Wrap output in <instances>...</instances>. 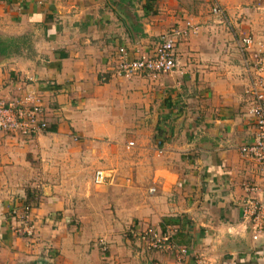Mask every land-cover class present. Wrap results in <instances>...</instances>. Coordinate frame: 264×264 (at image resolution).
Returning <instances> with one entry per match:
<instances>
[{"label": "crops", "instance_id": "0c3cea01", "mask_svg": "<svg viewBox=\"0 0 264 264\" xmlns=\"http://www.w3.org/2000/svg\"><path fill=\"white\" fill-rule=\"evenodd\" d=\"M145 2L0 0V97L33 93L46 123L30 138L0 132V264H264V209L242 216L264 183L237 151L253 134L237 42L249 35L264 52V0H215L224 20L208 0ZM186 19L196 31L172 72L110 75L117 47L146 52ZM97 168L108 184L91 185ZM21 203L29 237L11 231ZM133 226L174 228L172 248L142 251Z\"/></svg>", "mask_w": 264, "mask_h": 264}, {"label": "built area", "instance_id": "2783aa9c", "mask_svg": "<svg viewBox=\"0 0 264 264\" xmlns=\"http://www.w3.org/2000/svg\"><path fill=\"white\" fill-rule=\"evenodd\" d=\"M208 1V13L219 20H224L223 10L215 0ZM195 31L196 26L186 19L182 26H172L160 32L146 52L134 51V56L130 57V53L124 47H117L110 75L115 78H154L172 72L176 67L177 44L186 40ZM237 47L241 53L240 67L245 78L244 115L251 121L253 128L251 140L239 146L237 151L245 161L250 162L259 171L264 183V52L260 42L253 41L249 35L240 37ZM45 128L40 101L33 93L26 92L11 99L0 97V132L12 137L30 138L45 131ZM110 180V170L97 168L92 171L90 178L92 186H104ZM148 191L151 192L153 189L149 188ZM263 209L264 201L254 203L248 200L245 202L242 216L256 221ZM28 211L29 206L23 203L13 206L10 210L11 231L14 234L27 237L34 234L35 226L28 218ZM252 227L255 230L257 228L255 224ZM131 229L130 236L142 251H165L172 248L170 238L175 231L172 227L162 232L150 226H133ZM97 242L103 249V242L101 240ZM45 247L49 249L46 245ZM183 253V248L176 250V254Z\"/></svg>", "mask_w": 264, "mask_h": 264}, {"label": "rangeland", "instance_id": "374dc122", "mask_svg": "<svg viewBox=\"0 0 264 264\" xmlns=\"http://www.w3.org/2000/svg\"><path fill=\"white\" fill-rule=\"evenodd\" d=\"M102 140L103 141H106L107 143L108 142H110V140H111V138L109 137L108 139H106L105 137L104 138H102ZM73 142H75L76 144H74V145H77V143L79 142L77 139H76V141H68V143H62V145H61V148H62V154H63V156H65V154L66 155H68V156H70V148H71V146H70V143H73ZM76 146H74V148H75ZM76 149V148H75ZM60 153V152H59ZM75 153H76V151H75ZM74 158H76V157H80V153L79 154H74V156H73ZM70 162L69 161H67V160H64V164L65 165H68ZM91 167V166H90ZM74 171H75V173L76 174H78V176H79V178H78V180L79 181H81V178L82 179H84L87 175H89L90 174V169L91 168H89V166L87 165V163L86 162H82V163H76L75 165H74ZM99 169H105V170H107V168H99ZM79 185L81 184V183H78ZM28 204V203H27ZM26 204V205H27ZM155 229V228H154ZM156 230V229H155ZM147 252V251H146Z\"/></svg>", "mask_w": 264, "mask_h": 264}, {"label": "trees", "instance_id": "16d2710c", "mask_svg": "<svg viewBox=\"0 0 264 264\" xmlns=\"http://www.w3.org/2000/svg\"><path fill=\"white\" fill-rule=\"evenodd\" d=\"M147 2L144 3L145 7H148V1H155V0H146ZM160 144V141L157 142V146Z\"/></svg>", "mask_w": 264, "mask_h": 264}]
</instances>
